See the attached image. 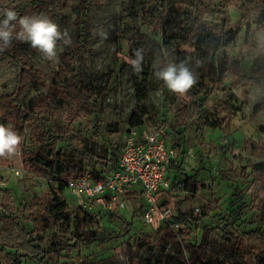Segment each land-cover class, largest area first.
Instances as JSON below:
<instances>
[{"label":"rangeland","instance_id":"1","mask_svg":"<svg viewBox=\"0 0 264 264\" xmlns=\"http://www.w3.org/2000/svg\"><path fill=\"white\" fill-rule=\"evenodd\" d=\"M10 1L0 0L1 4ZM158 1L94 0L87 18L86 46L77 69L82 81L97 87L106 85L104 95L78 118L74 117L76 103L69 98L50 110L36 111L51 130L55 125L69 126L70 132L56 148L83 153L75 161L82 162L91 175L101 176L119 158L131 127L129 115L145 110V122L162 127L166 142L178 153L168 172L170 188L160 203L173 208V225L166 221L158 225L146 223L139 196L131 198L121 212L91 210L101 217L93 216L83 230L97 231L101 243L81 245L60 254L22 255L15 223L27 230L33 244L42 250L53 247L55 235L65 226L48 213L53 190H57L71 214V242L78 234L74 216L79 207L76 195L67 188L58 190L70 176L54 169L39 171L23 155L38 147L26 123L19 134L22 142L16 153L0 157V264H146L148 258L152 264H162L169 254L177 258L178 264H192L189 245L198 243L203 228L210 226L233 230L244 250L237 263L227 260L225 264H264V167L254 169L255 164L264 162V134L259 131V126L264 125V85L242 82L230 68L232 60L238 59L242 71L249 74L259 56L264 62V0H200L194 8L165 0L168 8L161 19ZM82 2L67 0L64 6H51L43 15L57 23L70 41L81 17ZM186 9L207 21L214 35L226 38L229 30H238L229 43L210 50L214 66L225 68L224 79L211 83L209 78L214 74L204 78L211 91L202 112L192 119L184 114L190 103L186 93L169 91L156 76L169 63L179 65L177 53L182 50L187 53L183 63L197 81L200 79L198 69L203 62L198 51L188 44L178 46L175 39L189 23ZM141 33L150 39L149 62L129 55L131 43ZM21 46L42 80L28 79L19 101L44 99L61 64L64 42H58L57 55L52 60L27 42L21 41ZM137 60L138 65L133 63ZM65 76H70L69 70ZM15 85L14 65L0 55V94L13 92ZM227 104L234 106L233 114L227 111ZM205 119L217 126H205ZM0 124L13 128V122L1 113ZM184 174H196L194 190H183L178 184ZM237 196L241 209L235 211L232 201ZM179 213H185L187 218L176 226Z\"/></svg>","mask_w":264,"mask_h":264},{"label":"trees","instance_id":"2","mask_svg":"<svg viewBox=\"0 0 264 264\" xmlns=\"http://www.w3.org/2000/svg\"><path fill=\"white\" fill-rule=\"evenodd\" d=\"M66 2L67 0H11L7 4H1L0 2V8H13L21 16L43 15L51 6H64ZM173 2L194 8L199 4L200 0H173ZM93 3L94 0H83L82 2L80 9L81 17L77 20L76 30L72 35L70 43L64 44L61 64L55 77L49 82L48 96L46 98L38 101L30 100L25 103L19 101L23 85L28 79L42 80L41 75L29 62L26 53L22 49L21 41L16 39L14 35L10 41V46L0 51L1 56L11 60L16 74L14 91L0 94V113L13 122V130L18 134L22 132L24 124H29L30 134L38 147L34 151H24L23 155L27 156L30 164L39 171L54 169L58 173H66L71 178L87 173L81 164L82 162L75 161L83 153L78 152V150L66 153L56 148L57 143L68 135L70 127L55 125L54 129L51 130L39 119L36 110L37 108H40L38 110L39 112L42 109L50 110V108H55L62 100L69 98L73 99L76 103L74 117L78 118L82 114H87L92 109L95 100L104 95L106 85L97 87L90 82L82 81L77 69V64L86 46L87 18L90 6ZM158 7L162 10L158 16L161 19L164 17V9L166 10L168 8L165 6V0H159ZM185 12L189 17V23L183 26L179 34L175 37L177 45L182 46L188 44L193 46L198 51L199 58L203 62L202 66L198 69L200 79L186 92V95L190 98V103L184 109V114L187 118L192 119L202 112V106L207 99L208 93L211 91L204 84V78L214 74V77L209 78L211 83L220 82L224 79L225 68L223 65L214 66L209 59L210 50L229 43L236 36L238 30H229L228 37L222 38L221 36L213 34L212 26L203 20L200 15L194 17L188 9ZM248 30L249 28H247V33ZM2 43L0 41V44ZM137 53H139V57ZM129 55L134 59L149 62L151 59L149 37L143 33L139 34L136 41L132 42L129 47ZM186 55L187 53L185 51L179 50L177 53V62H184ZM230 68L238 80L264 85V62H262V56L257 58L256 64L252 67L249 74H245L242 71L238 59L232 60ZM67 70L70 71L68 78L65 76ZM139 95H143V93ZM226 109L229 114H233L235 110L231 104H227ZM145 116V110H141L139 113L133 111L129 115L128 124L131 127L140 126L145 122ZM200 118L202 117L200 116ZM203 123L205 126H217L215 122L207 119ZM259 131L264 134V125L259 126ZM117 167L118 160L109 171ZM261 167H264V162L254 165V169H260ZM178 184L183 190H194L196 186V174H184L183 180L178 182ZM63 188H65V182L58 186V190H62ZM238 199L237 196L232 201V206L235 207V211L241 209L238 206ZM48 213L53 219L61 220L65 223V226L59 229V234L55 235L53 247L48 250H42L38 245L33 244L29 232L20 228L18 223H15L18 238H20L19 248L22 255H28L31 252H34L35 255L60 254L64 250L77 248L81 245L90 246L95 242L101 243L97 231L83 230V227L92 221L93 216L89 215L80 207H78V212L74 216L77 219L76 230L78 234L72 237L74 240L71 242L69 236L72 233V217L67 210L65 202L61 200L57 193V190L52 191V201L48 208ZM184 218H187V215L185 213H179L175 220L178 223H182L185 220ZM42 219L47 220L45 217ZM261 220L264 221V211H262ZM171 222H173V217L171 218ZM137 243L139 246L144 245L143 242ZM189 249L192 264H225L227 260H231L232 263H237L238 258L241 260L244 256V250L239 245L238 236L233 230L228 229L227 226L223 228H219L218 226L204 227L199 242L190 244ZM84 262L86 264L88 263L86 261ZM146 264H152L150 258L147 259ZM162 264H178L177 258L173 254H169Z\"/></svg>","mask_w":264,"mask_h":264},{"label":"built area","instance_id":"3","mask_svg":"<svg viewBox=\"0 0 264 264\" xmlns=\"http://www.w3.org/2000/svg\"><path fill=\"white\" fill-rule=\"evenodd\" d=\"M177 155V150L166 142L163 128L144 122L129 128L116 169L101 176L87 172L69 178L65 188L78 197L79 207L91 216L101 217L91 212L93 208L121 212L131 198L140 196L141 214L146 223L158 225L166 221L173 225V208L160 203L170 188L167 172Z\"/></svg>","mask_w":264,"mask_h":264},{"label":"clouds","instance_id":"4","mask_svg":"<svg viewBox=\"0 0 264 264\" xmlns=\"http://www.w3.org/2000/svg\"><path fill=\"white\" fill-rule=\"evenodd\" d=\"M15 35L16 39L27 42L47 59L52 60L57 55V44L65 39L59 25L45 15H19L13 8H0V51L10 46ZM139 57V53H137ZM138 65V60L133 61ZM165 87L176 94L183 95L196 83L197 78L185 63L179 65L169 63L156 73ZM22 142V137L12 127L0 124V157L13 156Z\"/></svg>","mask_w":264,"mask_h":264},{"label":"crops","instance_id":"5","mask_svg":"<svg viewBox=\"0 0 264 264\" xmlns=\"http://www.w3.org/2000/svg\"><path fill=\"white\" fill-rule=\"evenodd\" d=\"M170 169H171V166H169L168 172L170 171ZM168 172H167V175H168ZM166 191H167V190H166Z\"/></svg>","mask_w":264,"mask_h":264}]
</instances>
